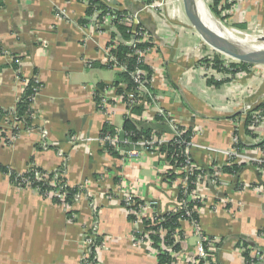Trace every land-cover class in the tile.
Returning <instances> with one entry per match:
<instances>
[{"label": "crops", "instance_id": "crops-1", "mask_svg": "<svg viewBox=\"0 0 264 264\" xmlns=\"http://www.w3.org/2000/svg\"><path fill=\"white\" fill-rule=\"evenodd\" d=\"M141 1L110 0L117 9L139 10V23L151 35L150 107L128 117L118 102L107 121L96 107L94 90L113 83L117 71L104 62L108 34L79 22L85 10L80 0H0V166L23 172L33 160L45 171H61L81 194L70 221L60 204L35 188L13 184L0 171V264H82L89 227L102 243L99 264H156L147 245L134 243L117 184L124 181L146 203L158 200L164 211L176 201L177 186L164 181L166 162L147 150L138 147L139 154L128 161L105 152L98 139L104 123L123 129L128 119L138 129L168 136L174 126L192 129L190 155L206 174L212 165L225 164L233 121L264 102V65L237 64L223 82L209 81L198 62L212 51L189 26L182 0H166L158 9L142 8ZM233 1L226 14L235 25L264 27V0ZM34 76L42 87L27 123L15 113ZM237 134L252 155L261 152L257 140L264 138V124L261 136L245 132L242 123ZM196 194L205 203L199 222L215 240V261L246 264L236 252L238 243L264 253V237L258 234L264 227V172L253 161L218 185L203 179ZM224 199L225 206L217 205ZM150 212L145 210L144 218ZM184 243L189 255L200 246L196 235L186 236Z\"/></svg>", "mask_w": 264, "mask_h": 264}, {"label": "built area", "instance_id": "built-area-1", "mask_svg": "<svg viewBox=\"0 0 264 264\" xmlns=\"http://www.w3.org/2000/svg\"><path fill=\"white\" fill-rule=\"evenodd\" d=\"M105 5L104 8H99L95 6V9L90 15L85 16L86 23L83 24L87 28L91 27L97 32H106L108 34V40L105 50V64L108 65L111 69L121 72L126 71L131 60L135 61V69L130 72L131 76V85L128 87L126 83H108L103 86H98L95 88L94 95L97 98V101H94L96 107L100 114H102L108 121L115 112L116 106L119 103H122L125 107V114L128 117L135 116L133 111L136 107H143V110L146 111L149 106L148 98L151 97L148 82V73L142 68L146 64L147 57L150 52H152L151 47H142V43H151V35L146 29L141 26L138 20L139 10L136 12L128 11L125 14L118 15L115 11L119 10L112 5L110 0H101ZM80 2L87 7L89 5L88 0H80ZM157 2V1H156ZM152 7H161L163 4H154ZM143 4V3H141ZM144 5H142V8ZM145 8V7H144ZM120 23L129 27V36L123 37L117 30L116 24ZM81 25V26H83ZM121 45H127L131 48V51L125 56L120 57L116 54L118 48ZM211 61L208 57H200L199 61L203 60ZM222 60V59H221ZM213 61V58H212ZM223 61V60H222ZM240 62H231L227 63L223 61V66L227 69L236 70V68L229 67L230 64H239ZM201 69L206 76L214 77L215 80H225L226 73L217 71L213 69L212 66H207L203 63L200 65ZM262 66V65H260ZM218 75V76H217ZM229 77V75H228ZM34 84L32 85V94L28 97V108L25 114L26 118H33L35 114V102L37 94L41 89L42 85L38 76L33 77ZM145 113V112H144ZM157 113L163 115L161 109H157ZM247 114V113H246ZM246 114H243L240 119H236L232 123L231 129V140L230 146L225 153L227 159L225 164H237L241 165L246 161H253L256 167L264 172V138L258 139L257 141L261 143L260 153L252 155L253 152L248 151L243 145H240L239 135L237 134L238 128L245 120ZM251 119L248 124V129L250 130L251 135L261 133V127L264 124V116L261 114L260 110H250L249 112ZM144 116V115H143ZM109 123V122H107ZM184 131L180 130L178 126H174V132L170 136L168 135H154L151 134L148 137L141 136L137 140H132V133H126L122 129L115 128L111 133H105L102 136H99V142L101 148L107 151V147H112L117 150L120 154L121 160L128 161L129 158L136 157L141 150H147L150 153L161 157L166 164L167 169L164 174V181L168 184L177 186L178 194H182L181 199H176L174 204L167 209L162 210L161 202L156 199H152L147 203L143 200H140L134 196L133 193L129 192L124 181H119L117 187L123 191V196L121 197V203L125 214L133 215L134 219L131 221L133 225V240L137 244H145L150 249L154 257L156 258V264L158 263L157 255L159 253H166L171 257V260L164 264H214V248L215 240L210 237L205 231L202 230L199 222V212L200 207L193 205L190 207V204L194 202H202V199L199 198L196 194V189L199 186L200 182L209 177L214 184H219L221 179L231 176L230 174L222 170V166L212 165L208 172L202 175L195 174L196 170L192 158L190 155V148L192 145L193 134L190 140L185 141L182 139V133ZM261 136V134H260ZM174 144L176 147L181 150V155L184 157L182 161H177L174 158H168L167 152L161 151V148L168 145ZM131 145L132 147L126 149L125 146ZM141 150H139V148ZM224 164V165H225ZM30 166H28L23 172H15V181L20 184H25V186H30L34 180L42 181L52 188L47 190L44 193L45 197L56 198L60 200V205L63 207L64 211L68 212L71 209V206L65 204V193L60 188V185L63 187L68 186L66 182H62L64 174L62 172H57L55 174V180H48L46 173L42 174L41 172L35 171L33 180H30L24 174L29 171ZM206 175V176H205ZM195 187L189 193L187 189L188 185ZM255 190H262L261 187L256 186ZM81 194H76L75 199L80 197ZM178 197V196H177ZM227 199L221 200L217 205L225 206ZM212 205V203H211ZM151 209L150 215L145 217V210ZM192 213L197 214V219L192 218ZM183 215L179 220V227L173 231L164 228L162 224L166 221L165 216L168 215ZM75 217V214H72V218ZM72 218H68L71 221ZM149 222L148 228L144 224V221ZM94 227H89L84 234L82 247H81V260L82 264H99L95 261L96 254L99 249L102 248V243L96 245L95 236H94ZM187 229V230H186ZM167 230L171 232V243H168L166 239ZM259 234V233H258ZM158 236L157 247L152 245L150 241V236ZM196 235L199 238L200 246L197 248L194 254L189 255L186 252V245L184 240L186 236ZM264 237V234H259ZM178 245L177 249H174V245ZM95 249L96 254L92 258V252ZM236 252L241 255L242 260L246 264H264V253L259 250L251 249L245 246L243 243H238L236 245ZM244 253H247L248 259L245 258Z\"/></svg>", "mask_w": 264, "mask_h": 264}, {"label": "trees", "instance_id": "trees-1", "mask_svg": "<svg viewBox=\"0 0 264 264\" xmlns=\"http://www.w3.org/2000/svg\"><path fill=\"white\" fill-rule=\"evenodd\" d=\"M89 1V5L87 7H85V10H84V15L87 16V15H90L93 10L95 9V6H98L99 8H104L106 7V5L101 1V0H88ZM221 3V4H220ZM234 3L233 0H213V4H212V11L215 15H219L221 14L222 11H228L230 9V7L232 6V4ZM220 8V9H219ZM118 15H121V14H125L128 12V10H116L115 11ZM224 17V16H222ZM81 24H85L86 23V19L85 18H81L80 21H79ZM116 27H117V30L118 32L125 38V37H128L129 36V27L128 26H125L123 24H120V23H117L116 24ZM142 47H151L152 44L151 43H142L141 45ZM131 51V48H129V46L127 45H121L119 48H118V52H116V54L120 57H123L125 56L127 53H129ZM199 63H203L207 66H212L213 69H216L217 71H220V72H235L236 70H229L227 68H225L222 64H223V61L219 58V55H215L213 61H207L206 59L203 60V61H199ZM235 65L237 66V64H230L229 67L231 68H235ZM240 66V68H244L246 65H251V64H248V63H239L238 64ZM142 68L148 73V78L150 77V69L148 68V66L146 64H144L142 66ZM135 69V61L134 60H131L129 62V65H128V68L126 71H121V72H117L116 74V78H115V81L113 82V84H118V83H126L127 86L129 87L131 85V76H130V72H132L133 70ZM209 81L211 82H215L216 84H218L219 82H223L224 80H215L214 78H210L208 79ZM34 84V80L33 78L28 81L26 87H25V90H24V94L22 96V99L19 101L18 105H17V109H16V118L17 120H23L25 119L26 122H30L31 121V118H26L25 117V114L27 112V108H28V97L32 94V85ZM104 84H99V86H103ZM94 101H97V98L96 96L94 95ZM140 107H136L133 109L134 113L139 109ZM143 110V109H142ZM254 110H260L261 111V114L264 116V102L259 104L256 108H254ZM25 117V118H24ZM251 119V116L249 114V112L246 114L245 116V120L243 121V127H244V130L245 132L247 133H250V130L248 129V124H249V121ZM27 122V123H28ZM123 131H125L126 133H132L131 135V138L132 140H137L139 137L141 136H144V137H148L150 136L151 134L146 132V131H143L142 129H138L135 127V125L130 122V120L126 119L125 120V123H124V127L122 129ZM182 130V129H180ZM183 131V130H182ZM113 132V129L110 125H108V123H104L103 127L101 128L100 132H99V136H102L103 134L105 133H111ZM251 134V133H250ZM192 136V129H186L183 133H182V139H184L185 141H188L190 140ZM240 145H242L240 143ZM261 145V143H260ZM130 146V145H129ZM107 147V151L110 155L118 158L120 157L119 154L116 152V150L112 147H109V146H106ZM161 151H164V152H167L168 154V158H174L176 159L177 161H182V159L184 158L182 155H181V150H179L176 145L170 143L164 147L161 148ZM193 162V161H192ZM28 166H30L29 168V171H27L24 176L28 177L30 180H33L34 178V172L35 171H38V172H41L42 174L46 173L45 170L37 167L33 160H31L28 164ZM242 166L243 164L241 165H237V164H225V165H222V170L224 172H227V173H230V174H234L235 177L240 173L241 169H242ZM0 171L6 173L9 177H10V180L12 181L13 184L19 186V187H25V184H20V183H17L15 181V172L11 169H7V168H4L3 166H0ZM59 173L61 171H55V172H49V173H46L47 174V177H48V180H51V179H54L55 178V174L56 173ZM206 172V170H202V169H196L194 171L195 174H198V175H202ZM58 179V178H55V180ZM62 182H66V178H62ZM30 187L32 188H35L39 191V193L44 196V193L51 189L52 187L51 186H48V184H45L43 183L42 181H36L34 180L32 182V184L30 185ZM62 187V188H61ZM188 189H187V192L189 193L193 188L195 189V187L191 186L190 184L188 185ZM60 188L63 190V192L65 193V199H64V202L65 204H67L68 206H71V209L66 212V218H72V214L75 213V210L72 208V206L74 205V202H75V196L76 194L80 191L77 187H70V186H66V187H63V184L62 186L60 185ZM45 197V196H44ZM178 199H181L182 198V194L179 193L178 194ZM53 203L55 204H60V200L56 199V198H51ZM193 205H195L196 207H201L202 206V203L201 202H194L192 204H190V207H192ZM183 217V215H168V216H165L166 218V221L162 224V226L164 228H167L168 230L170 229V231H173L174 229H176L177 227H179V220ZM192 218L194 219H197V214L196 213H192ZM75 217H73L71 219L74 220ZM128 219L129 221L131 222L133 219H134V216L133 215H128ZM144 224L146 225V227L148 228L149 226V222L147 220L144 221ZM167 230V234H166V239L168 240V243H171V232ZM259 234H264V227H262L259 232ZM96 241V245L100 244L101 241L100 239H95ZM150 241L152 242V245L155 246V248L157 247V243L159 241L158 239V236L156 235H152L150 236ZM178 248V245H174V249H177ZM96 254V251L95 249H93V252H92V258L95 256ZM244 256L245 258L248 259V255L247 253H244ZM157 258H158V263L159 264H164V263H167L171 260V257L166 254V253H159L157 255ZM95 261L97 262V260L95 259ZM214 264H219L217 261L214 262Z\"/></svg>", "mask_w": 264, "mask_h": 264}, {"label": "water", "instance_id": "water-1", "mask_svg": "<svg viewBox=\"0 0 264 264\" xmlns=\"http://www.w3.org/2000/svg\"><path fill=\"white\" fill-rule=\"evenodd\" d=\"M182 3L191 26L209 47L241 63L264 65V47L229 40L205 24L196 0H182Z\"/></svg>", "mask_w": 264, "mask_h": 264}, {"label": "rangeland", "instance_id": "rangeland-1", "mask_svg": "<svg viewBox=\"0 0 264 264\" xmlns=\"http://www.w3.org/2000/svg\"><path fill=\"white\" fill-rule=\"evenodd\" d=\"M157 1V2H156ZM202 1V4L206 10V13L215 21L217 22L218 24L226 27V28H231V29H234L236 30L237 32H239L241 35H250L253 39H251L249 41V44H255V45H261V44H264V27H261V26H249L247 28H242L241 26H238V25H235V22L230 19L227 14H226V11H223V13H221V15H215L212 11V4H213V0H201ZM144 5L145 8H152V9H158V7H152V3L153 2H156L154 4H164L166 2V0H142L141 1ZM164 2V3H163ZM225 14V15H224ZM224 16V17H222ZM189 26H191L190 22H189ZM259 36V37H258ZM211 48V47H210ZM211 53L206 55L208 58H210L209 60L212 61V58L214 59L215 55H219L223 61L227 62V63H233V62H237L236 60L224 55V54H221L217 51H215L214 49L211 48ZM205 55H200V57H202ZM201 63L198 62V66H200ZM203 71V70H202ZM101 73L104 75H107V70L106 69H101ZM218 76V75H217ZM212 78H214L212 76ZM66 212V211H65Z\"/></svg>", "mask_w": 264, "mask_h": 264}, {"label": "bare ground", "instance_id": "bare-ground-1", "mask_svg": "<svg viewBox=\"0 0 264 264\" xmlns=\"http://www.w3.org/2000/svg\"><path fill=\"white\" fill-rule=\"evenodd\" d=\"M197 1V5H198V10L200 13V16L202 17L203 21L205 22L206 25H208L210 28H212L215 32H217L218 34L228 38L229 40L233 41V42H237V43H243V44H249V41L251 39L254 40V38H252L250 35H241L239 32H237L234 29L231 28H226L220 24H218L217 22H215L207 13L206 10L202 4L201 0H196ZM259 37V36H258ZM251 46H256V47H264V44L261 45H255V44H251Z\"/></svg>", "mask_w": 264, "mask_h": 264}]
</instances>
